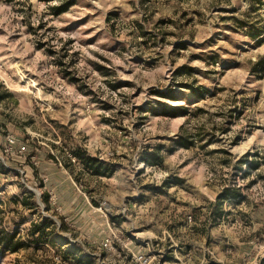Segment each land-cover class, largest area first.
<instances>
[{
    "label": "rangeland",
    "instance_id": "1",
    "mask_svg": "<svg viewBox=\"0 0 264 264\" xmlns=\"http://www.w3.org/2000/svg\"><path fill=\"white\" fill-rule=\"evenodd\" d=\"M62 1L0 0V264H264V0Z\"/></svg>",
    "mask_w": 264,
    "mask_h": 264
},
{
    "label": "trees",
    "instance_id": "2",
    "mask_svg": "<svg viewBox=\"0 0 264 264\" xmlns=\"http://www.w3.org/2000/svg\"><path fill=\"white\" fill-rule=\"evenodd\" d=\"M40 1H46V2H50L53 0H40ZM73 2V0H63L61 3H59L56 7V12H60L64 9H66L69 5H71ZM188 89L190 90L192 95H202L201 92H197L196 88H194L192 85H189ZM76 154V153H75ZM78 155V154H76ZM150 155H153V153H150ZM73 156V155H72ZM83 164L93 170L94 173L98 174L100 173L99 167L100 165L98 163H95L93 159L91 158H83L82 159ZM232 195V196H230ZM224 197V198H232V199H236L239 197V194L235 191V190H223L222 195H220L219 198Z\"/></svg>",
    "mask_w": 264,
    "mask_h": 264
},
{
    "label": "built area",
    "instance_id": "3",
    "mask_svg": "<svg viewBox=\"0 0 264 264\" xmlns=\"http://www.w3.org/2000/svg\"><path fill=\"white\" fill-rule=\"evenodd\" d=\"M9 145L13 144V140L12 139H8Z\"/></svg>",
    "mask_w": 264,
    "mask_h": 264
}]
</instances>
